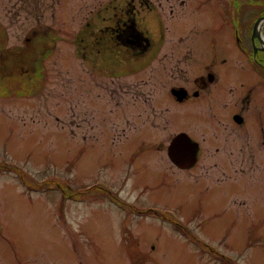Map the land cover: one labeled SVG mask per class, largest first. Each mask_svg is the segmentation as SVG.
Listing matches in <instances>:
<instances>
[{
  "label": "rangeland",
  "instance_id": "1",
  "mask_svg": "<svg viewBox=\"0 0 264 264\" xmlns=\"http://www.w3.org/2000/svg\"><path fill=\"white\" fill-rule=\"evenodd\" d=\"M152 1L156 9L136 1L137 26L151 44L139 56L109 44L108 27L128 19L133 0H0V164L29 176L0 167V264H264V162L235 161L228 152L242 146L216 142L201 102L177 103L164 87L193 82L214 64L212 53L185 61L192 42L214 43V70L234 75L228 88L243 81L252 124L264 127L255 114L264 111V72L235 53L230 22L231 10L245 21L264 14V0ZM165 45L145 72L158 82L148 102L153 91L135 72ZM184 127L206 137L202 160L187 170L168 156ZM253 143L264 158V145ZM245 163L247 171L235 173ZM224 170L243 187L211 182ZM95 184L109 189L63 196ZM116 193L151 209L126 211ZM167 211L200 241L166 220Z\"/></svg>",
  "mask_w": 264,
  "mask_h": 264
},
{
  "label": "flooded vegetation",
  "instance_id": "2",
  "mask_svg": "<svg viewBox=\"0 0 264 264\" xmlns=\"http://www.w3.org/2000/svg\"><path fill=\"white\" fill-rule=\"evenodd\" d=\"M145 4L149 9H156L158 7L152 0H133L131 6L128 8L131 11L130 16L128 19L123 20L115 27H108L110 31V40L109 44L124 47L131 53H135L134 55H143L147 53L151 47L149 38L147 37L146 33L141 31L136 23L135 18V9H137V2ZM163 7L162 5H160ZM173 12V9H171ZM231 10L230 17L232 19L230 22H233V33L236 39V48L235 53L245 55V58L251 62V68L257 70L258 72H264V25L257 24V19L263 17L264 14L257 15H249L248 20H244L245 18L244 13H232ZM242 14V15H241ZM246 19V18H245ZM244 28V29H243ZM221 33V30H220ZM195 46V49L192 48V54L188 53L190 57H186L185 61L192 62L193 60H205V57H208L210 53L213 54L212 60L215 61L212 65H205L206 71L196 75L193 78V82H188L184 84H173L170 85L164 84L168 94L172 97L175 102H179L181 104L186 103H196L198 101L201 102V106L199 108L200 115L205 121V123H209L211 130L215 132L214 138L218 144H224L226 150L229 148L226 145L229 144H239L242 146L239 150H229L228 154L232 156H236V160L244 159L248 161L251 159V163L255 159L262 160L264 162V158L260 156V154L254 152V138L258 142L257 145L262 147L264 145V127L261 126L259 129L255 124H252V115L250 113L247 105L249 93L245 94L242 87L244 86L243 81L240 84H236L235 87L228 88L229 81L232 76L226 74L225 72L222 73L218 71V68H215L217 64L218 58L214 56L217 52L216 45L211 43L209 45H204L203 43L199 42H192ZM227 44V42H226ZM251 44V50H247V47ZM167 48V45L163 46L157 53V56L153 57L152 60L145 61L141 67L136 69L135 75H140L138 80L141 81V84L147 85L148 91H153L151 96L149 97L148 102H151V98L157 94V87L158 82L157 79L153 80L150 77L153 74L145 73L147 70L156 66L158 59H162V53L165 54L164 49ZM209 50H213L208 52ZM239 50V51H238ZM196 55V58L193 57ZM144 60V59H143ZM226 61V59H224ZM179 63V61H178ZM188 63V64H189ZM197 65H200L196 62ZM214 70L216 73H214ZM145 73V74H144ZM264 81V78H262ZM143 81V83H142ZM245 94V95H244ZM250 109V108H249ZM252 111V109H250ZM186 111V108H185ZM184 111V113H185ZM187 115L188 112H192L194 114V119L198 116V111L196 110H189L186 111ZM255 114H257V120L260 122L264 119V111L258 110ZM171 118H174L178 113L174 116V114H169ZM168 117V116H167ZM175 122L177 123V117H175ZM206 128V126H204ZM180 132L188 133L193 139H195L198 143V152L196 154V162L193 166H196L197 163L202 160L204 155V148L203 142L205 140V136H201V141L197 140L195 136L191 135L188 129L185 127ZM176 132V134H178ZM175 134V135H176ZM205 133H202L204 135ZM174 135V136H175ZM173 136V137H174ZM245 136L246 140H242L239 137ZM172 137V138H173ZM204 139V140H203ZM172 140V139H171ZM141 145L148 144L147 140H144L142 137L140 139ZM221 146L215 147V152L219 153ZM236 152H239L236 154ZM246 153L247 157H239L238 154ZM213 154V151L210 152V155ZM221 161H225L224 158L219 157L218 162L219 166L224 167L221 164ZM248 163H245L238 167L235 166V173L241 171L246 172ZM192 166V167H193ZM190 167V168H192ZM181 168V167H180ZM182 169V168H181ZM187 170V168H186ZM192 171V170H191ZM223 177L219 175H215L212 178L211 182H223L225 180H230L236 182V185L242 188L243 185L237 179V176L234 174L229 175L226 170L223 171ZM253 187V185H250ZM241 190V189H240ZM239 190V191H240ZM252 190L250 194H252ZM254 203V201H249ZM248 203L247 201H240L239 204Z\"/></svg>",
  "mask_w": 264,
  "mask_h": 264
},
{
  "label": "water",
  "instance_id": "3",
  "mask_svg": "<svg viewBox=\"0 0 264 264\" xmlns=\"http://www.w3.org/2000/svg\"><path fill=\"white\" fill-rule=\"evenodd\" d=\"M262 19H259L257 24H259ZM168 153L172 161L178 166H190L193 163L194 151L189 136L186 133H180L175 136L168 147Z\"/></svg>",
  "mask_w": 264,
  "mask_h": 264
},
{
  "label": "trees",
  "instance_id": "4",
  "mask_svg": "<svg viewBox=\"0 0 264 264\" xmlns=\"http://www.w3.org/2000/svg\"><path fill=\"white\" fill-rule=\"evenodd\" d=\"M0 167H4V168H6L7 170H9L10 168L11 169H15L21 176H23V173H22V171L21 170H19L18 168H16V167H14V166H12V165H7V164H5V165H2V164H0ZM24 180L25 181H27V182H29L28 180H26L25 178H24ZM55 184H56V186L59 188V187H62L61 186V184H60V182H58V181H55ZM30 186H33L31 183L29 184ZM97 187H103V186H97ZM104 189V188H103ZM105 190V189H104ZM65 193H64V195L65 196H68V197H72V196H80L81 195V197H87L88 196V194H86V193H88L89 191H87V192H82V191H80V192H76V191H70L69 190V192H67V191H64ZM78 194H80V195H78ZM117 198V197H116ZM117 201L120 203V205H122V206H124L125 208H129L130 207V205L129 204H126L125 202H123V201H121L119 198H117ZM163 217L165 218V219H169V220H171V221H174L176 224H179L181 227H182V229L185 231V233L187 234V235H189L191 238H193L194 240H196V241H200L198 238H197V236L196 235H194L188 228H186V226H184V225H182V224H180L178 221H177V219H174L170 214H169V217L168 216H166V215H163ZM186 229V230H185ZM188 233H187V232Z\"/></svg>",
  "mask_w": 264,
  "mask_h": 264
}]
</instances>
